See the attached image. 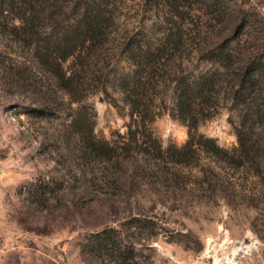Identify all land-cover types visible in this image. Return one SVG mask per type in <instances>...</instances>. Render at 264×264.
I'll return each instance as SVG.
<instances>
[{
    "label": "rangeland",
    "instance_id": "374dc122",
    "mask_svg": "<svg viewBox=\"0 0 264 264\" xmlns=\"http://www.w3.org/2000/svg\"><path fill=\"white\" fill-rule=\"evenodd\" d=\"M101 1L115 23L79 73V102L0 28V264H264V0H177V12L166 0ZM162 33L171 52L132 119L118 80L142 72L125 49ZM221 48L235 68L256 64L243 89ZM202 74L215 85L182 149L178 84ZM77 113L94 150L69 127ZM101 233L117 246L97 248Z\"/></svg>",
    "mask_w": 264,
    "mask_h": 264
},
{
    "label": "trees",
    "instance_id": "16d2710c",
    "mask_svg": "<svg viewBox=\"0 0 264 264\" xmlns=\"http://www.w3.org/2000/svg\"><path fill=\"white\" fill-rule=\"evenodd\" d=\"M166 1L173 4V12H177V0ZM3 11L11 14L6 23L2 22V18L5 17ZM0 19V28L9 35L14 44L32 53L36 65L54 80L58 90L69 98V102L81 101L78 90L79 73H84L89 60L96 61L90 55H94L93 53L109 41L110 27L115 23L114 15L107 6L101 0H0ZM169 37L170 34L162 33L158 41L154 43L142 41L138 42L136 48L133 45H127L125 49L127 58L133 59L134 63L141 68L140 77L144 80L139 78L133 81L128 74L121 76L118 80L120 91L129 104V115L132 119L134 116L142 119L141 115L145 110L141 101L146 94L145 81L148 83L153 78L154 72L160 67V60L171 52ZM135 49L137 53L134 52ZM220 55H224L223 58L228 60L226 65L221 63V67L242 72L237 79L239 82L237 86L243 89L247 75L249 73L251 75L257 69L256 64L242 63L235 68L234 61H230L231 59L226 56L222 48ZM69 60H71L69 69H64V64ZM15 66L18 69L17 75L24 74L28 69L24 61L14 65V68ZM212 76L213 74L205 77L202 74L192 80L184 79L178 84L175 117L186 124L189 136L182 149L193 145L192 140L197 135L199 122L197 107L200 101L198 99L204 100L205 96L213 90L215 83ZM40 108L43 115L54 113L46 105ZM69 127L86 147L91 150L96 148L92 124L81 117V114L77 113L72 117ZM212 149L217 154L226 153L225 150L216 146H212ZM175 156L180 163L183 160L181 158H185L186 155ZM95 244L97 248H107L108 245L114 246L115 242L109 240L108 235L101 233ZM115 250L118 249L115 248Z\"/></svg>",
    "mask_w": 264,
    "mask_h": 264
}]
</instances>
